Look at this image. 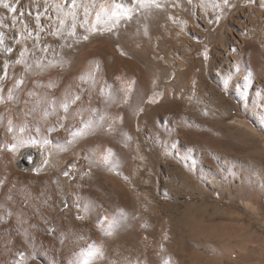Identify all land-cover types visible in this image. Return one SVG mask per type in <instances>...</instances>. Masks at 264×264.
I'll list each match as a JSON object with an SVG mask.
<instances>
[{"label":"rangeland","instance_id":"obj_1","mask_svg":"<svg viewBox=\"0 0 264 264\" xmlns=\"http://www.w3.org/2000/svg\"><path fill=\"white\" fill-rule=\"evenodd\" d=\"M5 2L17 9L15 12H10L0 7V25H2L0 33L5 36V44L12 48V52L7 53L0 47V74L3 73L4 62L9 61L7 77L13 84L11 90L15 80L12 82L13 78L9 74L12 75L17 67L21 68L20 66L25 70L24 65L15 63L20 58L19 53L25 48L29 50L28 63L32 65L29 71H55L56 69L60 74L58 73V78L52 81L53 84L47 81L45 83L43 80L41 85L31 88L29 93L32 91L33 95L29 97L30 100L27 99L22 104H19L17 99L11 102L10 121L14 123V128L12 132L8 131L5 140L0 142V198L7 196L5 194L9 195L2 200L3 202L0 201V264H77L87 258L86 253L92 246H99L104 254L111 252V257L105 255V264H131L119 260L117 255L112 253H115L116 248L125 253L126 248L130 250L132 264H165V262L167 264H264V149L262 150L250 136L242 135L236 127L222 132L215 118L191 114L194 113L195 107L197 109L203 105L199 102L194 103L196 105L193 106L190 102L191 104L187 107L190 101L189 96L181 99L179 103L175 102L176 105L174 104L172 109L156 111L145 126L137 125V139L140 147L137 142L131 143L129 147L134 149L135 145L137 146L138 155L133 154L137 160L132 159L134 164L128 172L117 170L116 175L111 173L113 176L110 177L108 173V177L106 176L105 192L107 193L104 192V199L107 204L109 203L108 206L112 205L113 208L103 209L100 220L94 221L100 228H94L90 224L87 227H79L77 230L73 229L71 232L67 227L62 234L52 231L54 229L52 211L59 210V204H65L60 200L65 179L55 165H59L65 158L74 160L82 157L84 159V155L77 156L75 151L87 148L89 136L78 138L75 144L68 147L71 149L70 152L66 150L67 153L65 151L62 155L58 154L59 162L54 161V171L48 181L42 180L41 175L19 170L34 164L35 154L23 158L25 164L23 166H18L15 162L16 156L22 149L27 147L41 149L42 146L25 145L14 152L10 151L8 146L15 143L14 136L25 139L32 137L38 141L47 138L50 141L49 145L57 149L61 143L70 139L69 132L65 128L58 127L60 123H64L68 129L76 130L82 126V121L91 118L78 101L70 107L71 112L78 111L75 119L57 120L64 113L59 107L66 98L63 95L75 94L83 98L84 88L88 85V81L83 85L74 83L69 79L70 71L82 69L89 72L100 71L103 74L105 70H108L106 75L114 72V77L116 72L125 73L122 82L132 81L134 77L126 75L129 67L124 66L119 60L127 58V55L119 53L121 38L118 32L125 26L126 29L133 30L134 34L130 38L133 46L140 47L145 44L149 52H151V42L147 34H140L138 29H132L139 15L130 22L121 21L118 28L111 32L104 30V26H99L98 31H85L80 27V21L83 20L81 7L77 9V35L70 37L67 35V25L71 23V16L64 15L71 10L70 0L67 2L66 0H47V2L45 0H5ZM112 2L113 0H98V3H103L108 8L111 7ZM119 2L130 4L131 0H119ZM56 6H59L62 11L57 12ZM45 8L47 12L44 11ZM173 8L178 9V12L181 9L177 5ZM175 9L171 12V16L181 19L183 15L176 16ZM97 10L98 8L93 10L89 17L90 24L95 21ZM207 14L212 20L210 14ZM37 15L40 16V26L43 31H39V44L33 50L37 36L35 21ZM219 16L221 19L218 23L211 21L210 24H205L198 20L191 21L194 29L189 23L185 29V31L189 29L185 35L200 46L201 50L197 54L196 61L200 62L204 59L210 71L208 75L202 74L200 77L206 82L211 81L217 84V89H222L220 91L225 100L232 102L231 99H235L236 108L232 112L233 115L238 116L240 112H245L244 118L251 121L250 123L264 135V40H259V52L254 54L252 67L250 66L249 69V74L255 73L254 81L250 83L246 75H243V81L248 82L247 90H249L244 100L239 99L235 97L236 93L232 92L233 87L223 89L229 80L237 79V74L229 69L231 77H227L226 80L218 78L220 77L217 73L218 69L210 70V60L215 59L217 63L220 62L218 53L223 55L229 48L227 40L223 37L229 35L231 31H228V28L236 24L234 18H225L222 14ZM60 19L66 21L65 30L58 36H53L49 25L58 27ZM28 31H32L31 38H26ZM85 35L88 36L87 40L83 39ZM44 47L48 49L46 53L41 51ZM33 52L36 57L41 58L40 68L32 63ZM205 52H207V59L204 56ZM226 69L224 66L222 73H227ZM257 82L261 83V88H258ZM197 85L198 81L195 79L192 87L197 89ZM239 88L242 92L245 91L242 85H239ZM23 90L21 85L19 89H14L13 93L19 95ZM35 99L40 102H36ZM49 101L56 102L55 107L61 114L58 113L59 116H57L56 110L54 114L56 116L50 115L45 119L43 111L45 109L51 111ZM149 104H152L154 108L160 104V101L152 95L147 101L146 108ZM34 107L36 111L32 112ZM64 115L65 113L62 116ZM41 118H43L42 121ZM105 118L110 120L109 115ZM52 119L55 121L53 122ZM108 120L104 125V131L108 130L106 133L110 134L112 129ZM25 125L28 130L24 133L16 130L18 126L21 128ZM54 126L56 131H49ZM203 126L207 130H203ZM37 128L39 132L36 131ZM31 129H33L32 132ZM146 135L149 136V140ZM114 140L118 142V138ZM112 149L113 147L106 146L103 150L109 156V150L113 152L112 155L115 153ZM97 154L95 152L94 156L97 157ZM82 159L79 161L82 162ZM145 161H147L146 168L149 170L144 176L139 175V167ZM86 165L83 170L85 174H77L75 179L77 176L82 179L85 182V190L91 192L92 189L94 191L95 185L90 174L92 169ZM87 172H89L88 177ZM31 176L32 181L29 179ZM133 177L140 179L143 184L140 185L141 188L133 187ZM153 198H157L155 205ZM78 213L75 216L71 213L69 220L75 222V218L80 216ZM121 213L124 214L123 217ZM105 219L121 221L112 235H105L106 229L101 227ZM132 233H136L137 237L133 238ZM128 238L131 241L127 244ZM22 253H27L25 255L27 257L22 259L20 257ZM101 260L102 258L91 259L89 264H103Z\"/></svg>","mask_w":264,"mask_h":264},{"label":"bare ground","instance_id":"obj_2","mask_svg":"<svg viewBox=\"0 0 264 264\" xmlns=\"http://www.w3.org/2000/svg\"><path fill=\"white\" fill-rule=\"evenodd\" d=\"M213 2L214 0H205V3L207 5L205 7L201 4V0H193V4L191 5L187 3V0H178L177 7H181V9H179V12L177 11L178 9L176 10L175 8H173L174 6L168 4L166 8L163 10L153 9L152 15L148 18H145L144 13L142 11V13L139 14L137 20H135L136 25L132 29H138V32L140 34L145 33V31H147L148 39L151 42V52L147 50L145 44H142L140 47L133 46L134 44H132V39H130L134 34L133 30H128L126 29L127 27L125 26L121 31H119L118 35L120 34V38H121L119 53H123L127 55V58L126 57L120 58L119 60L124 66L126 65L127 67H129L126 75L129 77H134L132 81L126 80L122 82L123 79L122 77L123 75L125 76V73L121 74L116 72L115 74L116 76L114 77H113L114 72L112 74L106 75L105 73L108 70L107 71L105 70L104 71L105 73L103 74L100 73V71L89 72L82 69H76L75 71H70L69 76L71 78L69 79L73 80L74 83L75 82L81 83L83 85L84 81H81L80 77L85 76L86 78H88L87 79L88 85H86V88H84L85 89L83 93L84 95L83 98L81 97L82 99L79 100L81 103V104L79 103V105L85 108L84 110L86 111V114H88L91 117L90 119L94 123L99 122L101 126L90 130V135H88L89 138L87 140L88 149L87 148L76 149V151L74 149L77 156L84 155V157H87L86 159L84 158L85 160L82 159V157H80V159L75 158L74 160H70V159L68 160L67 158H65L61 163H59V165H55L58 167L57 169L59 173L65 179V183L63 184L64 186L61 188L62 195L60 196L61 197L60 200L63 201L65 204L64 205L59 204L58 205L59 210L55 209L56 211L55 210L52 211L53 212L52 224H54V229L52 231L55 230V232H59L62 234L63 230L67 229V227H69L68 230H70L71 232L73 231V229L77 230V228L79 229V227L82 226L87 227L90 226V224H92L94 228H97L98 227L96 226L97 222L94 221L96 220L98 221V219L100 220V216L102 215L101 211L103 209L107 210L110 207L111 209L113 208L112 205H110L109 207L108 206L109 203L107 204V202L105 201L106 199H104V192L107 184L106 176L108 177L107 174L109 173L110 177H112L113 175H116L115 172L117 170H121V171L124 170L128 172V170L134 164V160L132 161V159L137 160V157L134 158L133 155V154L138 155L137 153L139 152V150L137 152L136 149L137 146L134 144L135 145L134 149L129 148L131 147V143L134 142L138 143L137 125L140 124L142 126H145L147 123H149V119L153 116V114L156 111L167 108L172 109L174 104L176 105L175 102L179 103L181 99L187 98L188 96L190 101H188L187 107H189L191 103L194 106L199 102H200L199 104L204 106V107L200 106L201 109L200 107H197V109L195 107L194 113L191 114L196 113L198 115L195 114V116L204 115L206 117L211 116L215 118L216 123L219 125L222 132L224 130H231V128L236 127L237 130L239 129L241 131L242 135L246 134V136L247 135L250 136V138H252L255 142H257L261 146L262 150L264 149V135H262L260 133L261 131L259 132L257 128H255L250 123L251 121L249 122L247 119H245L246 117L244 118L245 112H240L241 114L239 113L240 115L238 114V116L233 115L232 112L234 111V108H236L234 105L235 99H231L232 102L229 100L228 101L225 100L222 96L223 94H221L220 91L222 89H217V84L215 85L211 81L210 84L209 81L206 82L205 79L202 80L200 76H202V74L208 75L207 73L210 72L206 66L207 63L205 62L204 59H202L200 62L196 61L197 54L201 50L200 46H198L196 41L190 40L185 35L187 30H189L187 29L185 31L188 23L190 26L192 25L193 22H196L197 20L205 24H210L211 21H214L215 23L216 18L219 14H222L225 18L227 17L234 18V21H236V24H234L235 26L229 27L228 31L231 32H229V35L223 37L225 40H227L229 44V48L225 50L223 55L221 53H218V57L221 58L220 62L217 63L215 59L210 60L211 61L210 70L212 71L213 69H218L217 73L220 75V77L218 78L220 79L224 78L226 80L227 77L229 78L231 77L229 75L230 70L235 72V74H237V79L233 80L232 78V80H229L228 82L226 81L227 86H225L223 89L225 88L227 89L229 86L233 87L234 91L232 90L231 91L236 93L235 97H239V99L241 98L242 100H244L247 95L246 92H248L249 89L247 90L248 82L246 83L245 81H243L244 80L243 75L244 74L246 75V78L250 83L254 81L255 73L251 72V74H249L250 72L249 69L253 62L254 54L259 52V47H260L259 40L262 39L264 40V6H262L264 5V0H230L231 6L225 8L223 12H221V10L218 8H214ZM215 2L221 3L222 0H215ZM174 9L178 12V13L176 12V16H178L179 14L183 15V17L181 16L182 17L181 19L174 17V15L171 16V12H173ZM207 13L210 14L212 20H210ZM169 17H172V19H170ZM145 19L147 21H145ZM191 27L192 29H194L193 26ZM224 27L227 28L226 26ZM224 66L227 68L226 69L227 73H222ZM20 67L22 68V66ZM21 68L17 67V69L14 70V72H12V75L9 74V76L13 78L12 82L23 76L24 82L21 85H23L24 90L19 95L18 94L14 95L13 93V99H12V100L17 99V102L19 104H22L23 101H26L27 99H29V97H31L29 96V90L31 88H36L37 86L41 85V81L45 80V83L47 81L49 84H51L54 79L58 78L57 75L59 72L57 73L56 69L55 71L33 70V71H29L28 73H25V70ZM136 72H138V74ZM0 75H3V73H1ZM195 79L198 81L197 89H194L192 87L193 84L195 83ZM224 82L225 81L223 80V85ZM257 84H258L257 85L258 88H261L262 86L261 83L257 82ZM108 85H111L110 89L107 88ZM239 85L243 86V88L245 89L244 92L240 90ZM12 86L13 84L9 81V77H7L2 83H0V97H3V102H0V142L5 140V137L8 134V127H9L8 122L10 121L12 100L7 99V93L9 90H11ZM101 89H104L106 93L103 96L101 95ZM259 93L260 91L257 93V95ZM218 94H220L221 96ZM254 94H256V92ZM109 95H111L113 99L111 100L108 99ZM152 95L156 96V98L160 101V104L154 108L152 107L153 106L152 104H149V107L146 108L147 101L150 99ZM14 96L16 97L14 98ZM54 97L56 98V96ZM47 98L48 97H46V99ZM36 102L38 101L36 100ZM30 104L31 103H29V105ZM47 104L48 103H46V105ZM93 109H95V112H93ZM58 113H60V111L57 112V116H59ZM106 115L110 116V120H108V118L107 119L105 118ZM37 116H39L38 113ZM85 116L87 117V115ZM100 116L104 117L103 121H99ZM42 119L43 118H41L40 120L42 121ZM22 120H20V122H23ZM107 120L110 121L109 124L112 129V132L110 134H108L109 132L106 133L108 130L106 132L104 131V125L106 124ZM52 121L54 122L55 120L52 119ZM13 125L14 123H12V128H14ZM19 128L20 127L18 126L16 130L17 129L19 130ZM32 130L33 129H31V132ZM203 130H207V129H205L203 126ZM146 136L148 139L149 136L148 135ZM114 138H118L117 143L115 142ZM122 141L124 143H122ZM137 145L140 147L139 143ZM106 146L113 147L115 151V153L111 157L107 156L106 155L107 153H105V151L103 150L106 148ZM69 150L71 149H67V151ZM95 152L98 153L97 157L94 156ZM63 153H65V151H58L53 148V145L52 146L49 145L46 147L42 146L41 149L35 147H27L20 151V153L15 158V162L16 164H18V166L21 165L23 166L25 165L23 158L35 154L36 160L34 164H32L30 167H25L23 169L20 168L19 170L30 173L33 172L37 176L41 175V177L43 176L42 180L48 181L50 178L49 176H51L52 172L54 171L53 170L55 167L53 165L55 164L54 161L57 160L58 154L62 155ZM106 157H109V162L111 164V167H109V165H106L105 163ZM71 158L73 157L71 156ZM81 159L82 162H80ZM45 160L48 161L47 164L44 163ZM58 162L59 160H57V163ZM85 164H87L92 169V173L90 174L92 175L93 183L95 186L93 187L94 191L92 189L91 192L85 190L84 188L85 182L82 179H79L78 176H77L78 179L77 178L75 179L77 174H81V175L85 174L83 171L85 170L84 168ZM146 164L147 161L141 163V166L139 167V175L144 176L147 170H149L146 168L147 167ZM71 165H75V167H72L69 170ZM35 169H40V171L37 173ZM133 169H135V167ZM65 171H69L68 176H65L63 174ZM88 175L89 172H87V177ZM29 179H31L32 181V176L29 177ZM74 179L77 181H75ZM132 185L134 188L136 187L141 188L140 185L143 184H141L140 179L133 177ZM128 189H130L129 186ZM144 192L146 193V191ZM105 193H107V191ZM5 195L9 196L8 194ZM5 197L3 199L1 197L0 201L3 202L2 200H5L6 199ZM153 203L154 205L155 203H157V198L154 199ZM71 213H74V216L76 215V213H78V215L80 214L79 217L81 218L80 219L75 218L76 221L71 222L69 220L70 216L72 215ZM118 221H120V219ZM110 222L111 220L105 219L101 227L107 230ZM83 229L85 228L83 227ZM114 231L116 230H113V232ZM136 233H132L133 238L134 236L135 238L137 237ZM127 240L128 242L127 241L126 242L128 244L129 241H131V239L128 238ZM126 250L127 252L125 253V252H121L122 250L119 251V249L116 248L115 253L114 252L112 253L117 255L119 260L132 264V262L130 261L131 254H129L132 252H130V250H128L127 248ZM110 253L111 252H105L104 257L102 258L103 261L101 260L103 264L106 263L105 255L107 257L112 256V255L110 256ZM26 254L27 253L25 254L22 253L20 257L24 259L27 257V256L25 257Z\"/></svg>","mask_w":264,"mask_h":264},{"label":"snow or ice","instance_id":"obj_3","mask_svg":"<svg viewBox=\"0 0 264 264\" xmlns=\"http://www.w3.org/2000/svg\"><path fill=\"white\" fill-rule=\"evenodd\" d=\"M47 2V0H45ZM67 2V0H66ZM178 0H131V3L126 2H119V0H113L112 5L110 8L106 7L103 3H98V0H70V11L64 13L65 17L71 16V23L70 25H67V35L70 37H75L77 35L76 29H77V21H78V12L77 9L83 8V20L80 21V27L83 28L85 31H98L99 26H104V30L106 31H113L114 29L118 28L121 21H132L134 17L138 16L141 11H143L145 18H148L152 15V10H163L166 8L168 4H171L172 6L177 5ZM187 3L189 5L193 4V0H187ZM201 4L203 6H207L205 3V0H201ZM230 0H222L221 3H216L215 0L213 2V7L218 8L223 12L225 8L230 7ZM264 6V5H262ZM0 7H3L4 9H7L10 12L17 11L16 8H13L10 6L9 3L5 2V0H0ZM95 11V21L93 23H89V17L92 15L93 10L97 9ZM45 12H47V8L44 9ZM56 11L61 12L62 9L59 6H56ZM172 19V17H169ZM221 19V16H217L216 22L218 23ZM36 25H37V36H36V43L33 44V50L37 47L39 44V31H43V28L40 26V16L37 15L35 17ZM2 26V25H0ZM49 27L52 29L51 35L58 36L62 31L65 30L66 27V21L65 19L59 20V26L53 27L49 25ZM145 34H147V31H145ZM32 37V31L27 32L26 38ZM84 40L88 39V36L83 37ZM0 47H2V50L7 53L12 52V48L5 44V36L3 33H0ZM43 52H47V47H44L41 49ZM28 53L29 50L25 48L23 51L19 53V59L15 61L16 64H22L24 65L25 73H28L31 69L32 65L28 63ZM205 59H207V52L204 53ZM32 63L35 64L37 68H40L42 66L41 64V58L36 57L33 52L32 56ZM8 68L9 64L7 61L3 64V75H0V83H2L8 76ZM81 81L87 82V79L85 76L80 77ZM24 82L23 76H21L19 79L15 80L14 88L13 90H9L7 93V99L12 100L13 99V91L14 89H19L21 84ZM108 89L111 88V85L107 86ZM105 90L101 89V95H105ZM29 95H33V93H29ZM66 98L63 102L60 103L59 107L63 109V112L65 113L64 116L58 117V120L60 121H66L68 119H75L76 115L78 113H73L70 111L71 105L75 104L77 101L81 100L80 95H72L69 96L67 93L65 94ZM108 99H113L111 95L108 96ZM0 102H3V97H0ZM40 101H38L39 103ZM55 101H50L49 104L51 106V111L45 109L43 111V116L46 119L50 115L56 114V107H55ZM32 112H35V107L31 110ZM93 112H95V109H93ZM104 117L100 116L99 121H103ZM9 127L8 131L12 132V122L9 121ZM99 122H93L92 120L88 121H82V126L76 130H71L66 128L64 123H60L58 127L65 128L66 131L69 132L70 139H68L66 142H63L59 145V147L56 149L58 151H66L70 145H73L77 142L78 138L86 137L90 134V130L94 128L100 127ZM27 130V125L24 127H21L19 129L20 133H24ZM37 132H39V128L36 129ZM49 131H56V127H52L49 129ZM15 143L8 146L10 151L18 150L19 147L28 145V146H34V145H41V146H48L50 141L47 138H44L42 140H37L32 137L28 138H17L13 137ZM112 153L111 150H109V157H111ZM109 157L105 158L106 165H109L111 167V164L109 162ZM87 158V157H85ZM45 164L48 163L47 160L44 161ZM75 167V165H71L69 170ZM35 171L38 173L40 169H35ZM65 176L69 175V171H65L63 173ZM123 213H121V216L123 217ZM81 217H77V219H80ZM117 227H119V221L116 219H113L108 225V229L105 231V235H112L113 230H115ZM104 252L99 247H90L88 252L86 253V259L83 261L77 262V264H89V260L96 259V258H103ZM167 264V262H165Z\"/></svg>","mask_w":264,"mask_h":264}]
</instances>
